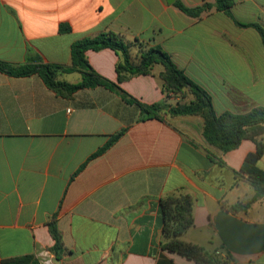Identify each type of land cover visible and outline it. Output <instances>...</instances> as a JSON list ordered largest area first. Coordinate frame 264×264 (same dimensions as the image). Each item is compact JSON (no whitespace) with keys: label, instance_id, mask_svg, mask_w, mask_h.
<instances>
[{"label":"crops","instance_id":"obj_1","mask_svg":"<svg viewBox=\"0 0 264 264\" xmlns=\"http://www.w3.org/2000/svg\"><path fill=\"white\" fill-rule=\"evenodd\" d=\"M177 1L216 2L0 0V61L69 66L74 42L115 32L166 52L210 94L218 115L264 108V0H233L200 18ZM139 52L132 48L134 57ZM86 56L117 82L114 50ZM164 70L156 64L120 87L141 103L175 106L182 95L166 97ZM59 79L75 84L82 75ZM256 150L249 139L228 152L211 145L199 116L142 120L138 106L103 87L64 98L38 75L0 72V264L25 255L42 264H199L162 247L161 199L179 194L194 203L183 241L217 250L227 264H264V198L231 209L255 195L236 172ZM258 166L264 170V157Z\"/></svg>","mask_w":264,"mask_h":264},{"label":"trees","instance_id":"obj_2","mask_svg":"<svg viewBox=\"0 0 264 264\" xmlns=\"http://www.w3.org/2000/svg\"><path fill=\"white\" fill-rule=\"evenodd\" d=\"M233 0H216L215 4L204 3L197 7H188L181 1L175 6L189 17L200 18L212 7L227 10ZM139 47V54L134 57L133 47ZM112 49L119 56L116 65L117 82H113L98 74L89 64L86 52ZM156 64L165 67L161 73L164 80L163 91L166 97L171 94H181V100L175 106L165 103L144 104L124 91L120 84L138 75H148ZM0 72L12 77H28L38 75L46 86L58 96L69 98L82 89L103 87L117 93L128 104L138 106L141 119L157 118L164 120L166 116H199L204 121V136L213 146L228 152L239 147L245 139L252 140L257 150L248 154L236 175H245L255 190L250 202H239L231 207L234 211L247 210L255 201L264 198V170L258 162L264 157V108H255L245 114L230 112L218 115L214 109L210 94L190 79L171 60L169 55L160 48H146L139 40H128L124 35L115 32H105L94 37H85L73 43L71 49V65L62 66L46 63H29L24 66H11L0 61ZM79 72L81 81L71 84L59 79L63 74ZM118 133L105 147L122 136ZM103 148L100 152H102ZM99 154V153H98ZM163 215V249L177 253L199 264H227L217 250H208L202 246L185 242L181 236L194 225L193 198L189 194L170 195L161 199ZM50 231L55 239L53 250L56 253L62 248V238L55 223L50 224ZM2 264H41L32 256L6 259Z\"/></svg>","mask_w":264,"mask_h":264},{"label":"water","instance_id":"obj_3","mask_svg":"<svg viewBox=\"0 0 264 264\" xmlns=\"http://www.w3.org/2000/svg\"><path fill=\"white\" fill-rule=\"evenodd\" d=\"M175 0H168L169 3H173Z\"/></svg>","mask_w":264,"mask_h":264},{"label":"built area","instance_id":"obj_4","mask_svg":"<svg viewBox=\"0 0 264 264\" xmlns=\"http://www.w3.org/2000/svg\"><path fill=\"white\" fill-rule=\"evenodd\" d=\"M44 263L48 264L47 261H44ZM42 264V263H41Z\"/></svg>","mask_w":264,"mask_h":264},{"label":"rangeland","instance_id":"obj_5","mask_svg":"<svg viewBox=\"0 0 264 264\" xmlns=\"http://www.w3.org/2000/svg\"><path fill=\"white\" fill-rule=\"evenodd\" d=\"M73 77V76H72ZM74 77H76V76H74Z\"/></svg>","mask_w":264,"mask_h":264}]
</instances>
